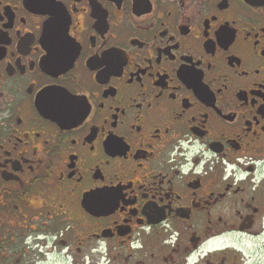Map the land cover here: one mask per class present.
I'll use <instances>...</instances> for the list:
<instances>
[{"label":"flooded vegetation","instance_id":"1","mask_svg":"<svg viewBox=\"0 0 264 264\" xmlns=\"http://www.w3.org/2000/svg\"><path fill=\"white\" fill-rule=\"evenodd\" d=\"M0 264H264V0H0Z\"/></svg>","mask_w":264,"mask_h":264}]
</instances>
